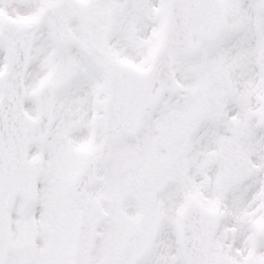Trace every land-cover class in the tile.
Wrapping results in <instances>:
<instances>
[{
    "label": "snow or ice",
    "instance_id": "6c2138e0",
    "mask_svg": "<svg viewBox=\"0 0 264 264\" xmlns=\"http://www.w3.org/2000/svg\"><path fill=\"white\" fill-rule=\"evenodd\" d=\"M0 264H264V0H0Z\"/></svg>",
    "mask_w": 264,
    "mask_h": 264
}]
</instances>
